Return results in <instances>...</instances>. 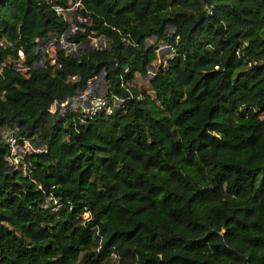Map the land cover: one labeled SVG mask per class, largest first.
I'll return each mask as SVG.
<instances>
[{
    "label": "trees",
    "instance_id": "obj_1",
    "mask_svg": "<svg viewBox=\"0 0 264 264\" xmlns=\"http://www.w3.org/2000/svg\"><path fill=\"white\" fill-rule=\"evenodd\" d=\"M74 2L69 40L108 45L57 68L37 45L69 22L0 0V264H264V0ZM99 75L121 107L52 110ZM4 131L43 145L28 176Z\"/></svg>",
    "mask_w": 264,
    "mask_h": 264
},
{
    "label": "built area",
    "instance_id": "obj_2",
    "mask_svg": "<svg viewBox=\"0 0 264 264\" xmlns=\"http://www.w3.org/2000/svg\"><path fill=\"white\" fill-rule=\"evenodd\" d=\"M52 3V9L57 16L63 17L69 22V27L67 32L60 37H50L45 41H39L37 45V54L39 55L35 66H44L47 62L50 64H55V67H60V63L56 61L55 55L58 50L63 51L65 56L76 55L80 51V47L84 45L87 41L92 40L91 47L102 49L107 46L100 45V41H107L106 38L100 36L99 41L94 40L89 37L84 43L77 44L69 40V35L77 31H83L79 28L78 24L87 22L86 16L80 14L79 2H74L67 7H62L60 4L56 3V0H50ZM108 42V41H107ZM129 42V40H127ZM2 45V43H0ZM127 70V69H126ZM153 72L151 69L148 71V76H151ZM100 76V75H99ZM91 83V82H90ZM86 90L79 93L77 100H69L65 103H54V106L64 112L67 108H77L79 107L81 111L88 115L94 116L100 112L111 113L113 109L122 106L124 99L114 95L108 94L107 91L103 95H96L92 91V86L90 85ZM2 137L6 142L8 153L6 156L7 168L13 172H19L23 177L28 176L30 173V164L27 161V155L33 153H40L44 151L43 145L34 144L28 138H22L17 136L14 131H4ZM44 208H50L52 212H58L60 203L57 198L52 194L46 195L45 202L43 204ZM112 260L117 261L118 257L116 254H111Z\"/></svg>",
    "mask_w": 264,
    "mask_h": 264
},
{
    "label": "rangeland",
    "instance_id": "obj_3",
    "mask_svg": "<svg viewBox=\"0 0 264 264\" xmlns=\"http://www.w3.org/2000/svg\"><path fill=\"white\" fill-rule=\"evenodd\" d=\"M99 38L100 37L94 36V38H92V39L99 41ZM92 43H93L92 40H89L84 45H82V47H80V48L82 49L84 47H91ZM100 45L107 46L108 45V42L101 40L100 41ZM160 48H161V50H160L161 52L167 53V51H166L167 49H165L166 46L160 45ZM156 63H158V62L156 61ZM134 84L137 87H140V88H148L149 89V83L147 81V78H145V77H141V76L137 75V77H136V79L134 81ZM90 85L92 86L93 93L96 94V95H103L107 91V86L105 84V80L101 76L94 77L91 80ZM52 110L53 111L57 110V107L53 105L52 106Z\"/></svg>",
    "mask_w": 264,
    "mask_h": 264
}]
</instances>
